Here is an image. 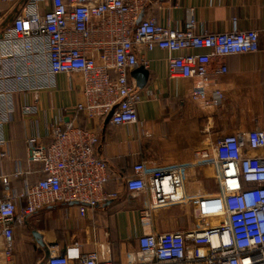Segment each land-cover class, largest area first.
<instances>
[{
	"label": "built area",
	"instance_id": "built-area-1",
	"mask_svg": "<svg viewBox=\"0 0 264 264\" xmlns=\"http://www.w3.org/2000/svg\"><path fill=\"white\" fill-rule=\"evenodd\" d=\"M16 2V0H4ZM154 0H29L7 30L0 33V163L10 154L3 127L15 120L14 97L51 89L59 75L81 84L82 98L50 127L49 145L27 138L30 167H17L21 189L0 176V264L14 263L15 227L56 203H77L81 217L88 209L118 198L108 193V161L97 156L98 128L113 112L112 126L139 124L142 94L129 73L148 69L145 53L168 52L172 79L195 82L190 99L205 109L222 105L223 93L211 88L212 76L227 74L229 56L255 53L260 37L254 30L198 32L194 10L184 27L161 26L153 18L136 23ZM48 9V10H47ZM233 21L236 23V19ZM144 54L139 55L138 49ZM203 51V53H198ZM117 107V108H116ZM23 112L35 108L23 104ZM80 119L92 127L82 126ZM199 164L210 166L219 185L214 194L188 197L186 165L167 168L141 162L126 178L130 192L149 191L152 207L189 206L192 222L183 231L148 233L138 239L119 264H264V127L237 133L200 152ZM38 175L36 183L29 177ZM168 187V190L166 188ZM23 203L25 204L23 206ZM149 211L143 218L149 219ZM110 249L75 257L52 251L43 264H117Z\"/></svg>",
	"mask_w": 264,
	"mask_h": 264
},
{
	"label": "crops",
	"instance_id": "crops-1",
	"mask_svg": "<svg viewBox=\"0 0 264 264\" xmlns=\"http://www.w3.org/2000/svg\"><path fill=\"white\" fill-rule=\"evenodd\" d=\"M27 3L0 0V33L11 26ZM146 8L145 19L153 18L161 26L173 29L184 27L187 13L193 9L199 33L227 32L235 27L257 31L259 50L225 60L228 73L213 75L210 86L222 91V105L205 109L190 99L193 80L170 77L168 52L156 49L144 54L139 48V55L144 54L150 61L148 82L139 89L143 98L138 109L139 124L105 127L104 123L98 128L101 143L97 156L108 161L112 174L107 192L117 193L118 198L88 209L85 217H81L79 205L56 203L17 225L15 264H41L47 246L50 252L57 250L71 258L110 249L108 259L119 264L125 262L129 251H137L142 235L185 230L189 223L181 216L185 205L153 208L149 191L128 190L126 178L134 173V166L141 162L161 168L186 165V195L192 198L211 194L208 184L214 181L215 172L208 165H198L200 152L210 151L214 143L237 133L247 134L264 127V0H154ZM132 72L129 80L136 88L138 78ZM80 89L79 82L74 84L68 76L59 75L51 89L35 91L26 98L14 97L15 120L3 127L10 154L0 163V176L9 175L13 188L19 190L22 186V179L12 175L18 166L39 170V165H29L25 140L37 137L49 145L52 123L62 117L67 119L68 111L82 98ZM23 104L31 105L35 112L25 114ZM80 124L96 127L83 119ZM37 179L36 174L29 177L31 184ZM3 189L0 182V191ZM146 210L149 219L143 218ZM34 232L41 234L45 246L35 239Z\"/></svg>",
	"mask_w": 264,
	"mask_h": 264
},
{
	"label": "water",
	"instance_id": "water-1",
	"mask_svg": "<svg viewBox=\"0 0 264 264\" xmlns=\"http://www.w3.org/2000/svg\"><path fill=\"white\" fill-rule=\"evenodd\" d=\"M28 0H24V3H27ZM146 7L144 8V11L142 12V14L140 15L137 23H136V28L138 27V24L145 18V14H146ZM134 77H137L138 78V84H137V87L135 88V90L137 92H139L140 90L139 89H143L147 82H148V79H149V76H150V73L148 70L144 69L143 67H139L135 70H133V72L131 73ZM117 108V107H116ZM116 109L111 112L108 117L105 119V121L103 123H105V127H107L110 123V120L113 116V114L115 113ZM68 121V119H66ZM100 157V156H99ZM70 204H76L78 205L77 203H70ZM35 239L38 240V242H40L42 245L45 246V243L42 239V236L40 233H37V232H34L33 233ZM50 247L47 246V248L45 249L44 251V255H45V259L43 262H41V264H43L51 255H50ZM62 254L66 255L64 252H62Z\"/></svg>",
	"mask_w": 264,
	"mask_h": 264
},
{
	"label": "rangeland",
	"instance_id": "rangeland-1",
	"mask_svg": "<svg viewBox=\"0 0 264 264\" xmlns=\"http://www.w3.org/2000/svg\"><path fill=\"white\" fill-rule=\"evenodd\" d=\"M214 181L210 182L208 184V187L211 189V194L216 193L218 191L219 185L217 184V181H215V174H214ZM192 211L189 206H184L182 208L181 216L184 222H192L194 219L192 218Z\"/></svg>",
	"mask_w": 264,
	"mask_h": 264
},
{
	"label": "bare ground",
	"instance_id": "bare-ground-1",
	"mask_svg": "<svg viewBox=\"0 0 264 264\" xmlns=\"http://www.w3.org/2000/svg\"><path fill=\"white\" fill-rule=\"evenodd\" d=\"M166 190H168V187L166 188Z\"/></svg>",
	"mask_w": 264,
	"mask_h": 264
}]
</instances>
